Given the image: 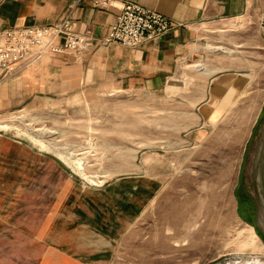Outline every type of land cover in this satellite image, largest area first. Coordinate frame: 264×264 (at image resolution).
Segmentation results:
<instances>
[{
  "label": "rangeland",
  "instance_id": "1",
  "mask_svg": "<svg viewBox=\"0 0 264 264\" xmlns=\"http://www.w3.org/2000/svg\"><path fill=\"white\" fill-rule=\"evenodd\" d=\"M194 28L190 54L157 94L110 80L46 107L0 112V133L55 154L85 183L133 171L150 146H181V164L171 153L167 186L119 241L112 264H264V16ZM223 71L244 78L242 98L195 131L191 103Z\"/></svg>",
  "mask_w": 264,
  "mask_h": 264
},
{
  "label": "crops",
  "instance_id": "2",
  "mask_svg": "<svg viewBox=\"0 0 264 264\" xmlns=\"http://www.w3.org/2000/svg\"><path fill=\"white\" fill-rule=\"evenodd\" d=\"M129 1L165 15L174 25L136 47L104 45L101 38L119 13L116 6L102 8L92 0H0V31L53 24L73 5L72 29L95 35L90 51L45 55L1 82L0 112L46 107L81 85L110 80L122 90L157 94L190 54L197 40L195 25L248 13L264 16V0ZM243 84L235 71L213 76L191 103L198 116L195 131L236 105ZM180 147L150 146L136 169L96 184L83 182L55 154L0 133V264H112L119 241L167 186L175 167L171 153L181 164Z\"/></svg>",
  "mask_w": 264,
  "mask_h": 264
},
{
  "label": "built area",
  "instance_id": "3",
  "mask_svg": "<svg viewBox=\"0 0 264 264\" xmlns=\"http://www.w3.org/2000/svg\"><path fill=\"white\" fill-rule=\"evenodd\" d=\"M98 7L116 6L119 13L108 26L101 44L136 47L165 35L174 25L165 15L135 1L92 0ZM73 5L50 25L11 27L0 31V83L18 76L23 69L45 55L60 52L81 53L94 47L91 31L72 29ZM62 38L63 41H57Z\"/></svg>",
  "mask_w": 264,
  "mask_h": 264
},
{
  "label": "bare ground",
  "instance_id": "4",
  "mask_svg": "<svg viewBox=\"0 0 264 264\" xmlns=\"http://www.w3.org/2000/svg\"><path fill=\"white\" fill-rule=\"evenodd\" d=\"M54 132V131H53ZM36 142H39V144H41L43 147L46 145L44 142H42V141H40V140H38V139H36ZM66 153V152H65ZM66 156L68 157V159H70L71 160V158L73 157L74 158V154H73V152H67L66 153ZM76 157V156H75ZM75 159V158H74ZM74 165V164H73ZM75 165H81V163H79V162H75Z\"/></svg>",
  "mask_w": 264,
  "mask_h": 264
},
{
  "label": "water",
  "instance_id": "5",
  "mask_svg": "<svg viewBox=\"0 0 264 264\" xmlns=\"http://www.w3.org/2000/svg\"><path fill=\"white\" fill-rule=\"evenodd\" d=\"M247 157V153L245 155V158ZM256 226L258 227V225L256 224ZM259 228V227H258ZM260 229V228H259ZM263 233H264V230L263 229H260Z\"/></svg>",
  "mask_w": 264,
  "mask_h": 264
},
{
  "label": "flooded vegetation",
  "instance_id": "6",
  "mask_svg": "<svg viewBox=\"0 0 264 264\" xmlns=\"http://www.w3.org/2000/svg\"><path fill=\"white\" fill-rule=\"evenodd\" d=\"M248 218L250 219V216H248Z\"/></svg>",
  "mask_w": 264,
  "mask_h": 264
},
{
  "label": "trees",
  "instance_id": "7",
  "mask_svg": "<svg viewBox=\"0 0 264 264\" xmlns=\"http://www.w3.org/2000/svg\"><path fill=\"white\" fill-rule=\"evenodd\" d=\"M263 237H264V235L263 234H261Z\"/></svg>",
  "mask_w": 264,
  "mask_h": 264
}]
</instances>
